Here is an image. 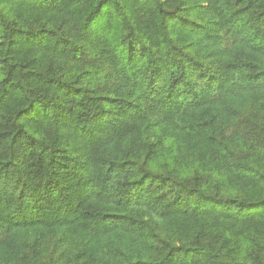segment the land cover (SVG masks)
Here are the masks:
<instances>
[{
    "label": "trees",
    "instance_id": "trees-1",
    "mask_svg": "<svg viewBox=\"0 0 264 264\" xmlns=\"http://www.w3.org/2000/svg\"><path fill=\"white\" fill-rule=\"evenodd\" d=\"M0 264H264V0H0Z\"/></svg>",
    "mask_w": 264,
    "mask_h": 264
}]
</instances>
